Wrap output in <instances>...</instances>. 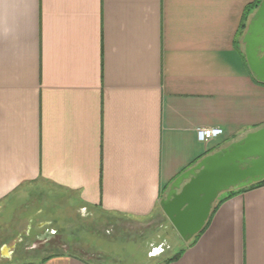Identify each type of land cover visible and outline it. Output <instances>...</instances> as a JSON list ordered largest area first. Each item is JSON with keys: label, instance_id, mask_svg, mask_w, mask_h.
I'll return each instance as SVG.
<instances>
[{"label": "crops", "instance_id": "crops-1", "mask_svg": "<svg viewBox=\"0 0 264 264\" xmlns=\"http://www.w3.org/2000/svg\"><path fill=\"white\" fill-rule=\"evenodd\" d=\"M253 1L0 0V205L41 183L85 210L165 215L162 194L180 173L264 126V84L239 41ZM201 126L224 133L202 142ZM29 234L3 243L0 264L105 260L57 248L54 235L18 252ZM183 247L165 262L153 242L151 264H264V184L221 203Z\"/></svg>", "mask_w": 264, "mask_h": 264}, {"label": "rangeland", "instance_id": "rangeland-1", "mask_svg": "<svg viewBox=\"0 0 264 264\" xmlns=\"http://www.w3.org/2000/svg\"><path fill=\"white\" fill-rule=\"evenodd\" d=\"M79 205L76 195L50 184L25 186L0 205V254L4 242H16L28 229V237L16 244L18 252L34 255L47 245L49 235H54L62 242L57 248L74 246L103 253L102 264H151L158 258L149 251L153 242L163 249L161 258L174 255L185 244L166 215L136 220L85 210ZM37 233L44 238L42 242L36 239ZM20 262L22 259L16 257L11 263Z\"/></svg>", "mask_w": 264, "mask_h": 264}, {"label": "water", "instance_id": "water-1", "mask_svg": "<svg viewBox=\"0 0 264 264\" xmlns=\"http://www.w3.org/2000/svg\"><path fill=\"white\" fill-rule=\"evenodd\" d=\"M253 75L264 82V0L242 37ZM264 179V126L206 154L180 173L160 200L171 226L189 241L205 226L218 197Z\"/></svg>", "mask_w": 264, "mask_h": 264}, {"label": "trees", "instance_id": "trees-1", "mask_svg": "<svg viewBox=\"0 0 264 264\" xmlns=\"http://www.w3.org/2000/svg\"><path fill=\"white\" fill-rule=\"evenodd\" d=\"M261 1H262V0H254L253 2H251V3L249 4V13H248V14H249V19H250L251 15L253 14V12L256 10V8L259 6V4H260ZM243 24H244V25H243V28L245 29V28H246V23H243ZM244 33H245V31L243 30V31L241 32V34H240L241 37H240L239 41H240V43H241L240 45H242V46L240 47V52H241L243 58L246 59V57H245V52H244V45H243V43H242V37H243ZM250 73L252 74V76L254 77V79H255L256 81H258V82L264 84V82L259 81V80L253 75V73L251 72V70H250ZM227 144H228V142L225 143V144H223V145H221L219 148H221L222 146H225V145H227ZM219 148H218V149H219ZM202 157H203V155H202ZM262 184H264V179L261 180V181H259V182L253 183V184H251V185H249V186H247V187H255V186H260V185H262ZM247 187L240 188V189H232V190L226 191L225 193L221 194V195L218 197V199L216 200V202L214 203L213 208H212V211H211V214H210V216H209V218H208V220H207L205 226L203 227V229H202L198 234H196L192 239H190L189 241H186V245H187V246H191V245L195 244V242L197 241V239L199 238V236L204 232V230H205V229L207 228V226L209 225V223H210V221H211V218H212L214 212L217 210V208L220 206L221 203H223L225 200H227L228 198H230L231 196H233L235 193L240 192V191L244 190V189L247 188ZM168 188H169V187L166 188V191H165V193L162 194V197H164V196L166 195V193H167V191H168ZM184 250H185V247L181 248L178 252H176V253H175L174 255H172V256L167 257L164 261H165V262H171V261H173V260L179 258L180 255L182 254V252H183ZM154 264H162V262H157V263H154Z\"/></svg>", "mask_w": 264, "mask_h": 264}, {"label": "built area", "instance_id": "built-area-1", "mask_svg": "<svg viewBox=\"0 0 264 264\" xmlns=\"http://www.w3.org/2000/svg\"><path fill=\"white\" fill-rule=\"evenodd\" d=\"M224 130L218 126H201L197 129V137L200 141L206 142L223 135Z\"/></svg>", "mask_w": 264, "mask_h": 264}]
</instances>
